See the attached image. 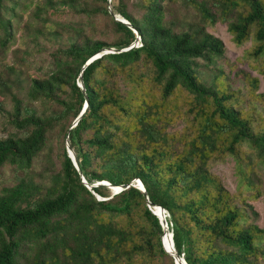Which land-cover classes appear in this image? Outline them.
Here are the masks:
<instances>
[{
  "label": "trees",
  "instance_id": "trees-1",
  "mask_svg": "<svg viewBox=\"0 0 264 264\" xmlns=\"http://www.w3.org/2000/svg\"><path fill=\"white\" fill-rule=\"evenodd\" d=\"M127 1L0 0V52L13 38L15 10L29 4L25 35L37 53L45 49L41 40L54 44L46 73L28 80L24 99L14 64L0 69V104L11 102L8 123L17 130L0 139V169L18 173L0 189V264H174L134 180L167 213L185 264H260L264 247L256 242L264 232L239 223L243 208L209 166L226 156L249 161L247 152L264 165V101L258 113L239 107L229 77L216 67L223 45L206 26L226 24L236 46L251 39L257 58L264 52V0H135L131 11ZM136 40L84 67L100 50ZM235 73L253 95L257 79ZM177 97L181 109L173 107ZM85 98L87 109L70 128ZM180 116L185 126L166 132ZM55 137L66 139L78 171L62 144L57 167L36 183L32 164L52 151ZM78 173L89 185H131L98 201L93 194L105 199L109 189L96 186L92 194Z\"/></svg>",
  "mask_w": 264,
  "mask_h": 264
},
{
  "label": "rangeland",
  "instance_id": "rangeland-1",
  "mask_svg": "<svg viewBox=\"0 0 264 264\" xmlns=\"http://www.w3.org/2000/svg\"><path fill=\"white\" fill-rule=\"evenodd\" d=\"M134 2L135 0L127 1L126 7L129 11L132 10ZM31 7L32 4H29L26 10H15L19 17L15 20L13 38L10 39L5 51L0 52V69L4 65L11 64H14L16 68V74L19 75L20 79V97L22 99L25 98V89L28 85V80L33 77H41L46 73L49 53L54 49L52 41L46 42L41 40V47L43 46L45 49L42 48L40 53H37V48L30 43V38L22 30V24L29 19L28 14ZM186 13L191 21L195 20L194 17L196 18V14L194 11L188 10ZM52 20L53 22H57L59 19ZM68 20L75 19L73 17ZM81 20L88 22L84 18ZM103 23L101 22L100 25L102 26ZM47 25L51 28L54 27L51 23ZM88 27H90V24ZM88 27L85 26L87 30ZM206 31L219 39L223 45L224 61L217 62L216 67L222 69L227 77H229V90L235 93L239 107L248 110V112L251 108L257 113L260 112L262 109V101H264V76L262 75L264 73V52L257 58L252 57L250 53L254 48V42L251 39L240 46L234 45L224 23L207 25ZM96 38L105 40L103 36ZM108 39H112L110 32L106 36V40ZM22 51H27L31 54H22ZM21 60H23V63L20 62ZM237 71H242L247 73L251 78L257 79V87L253 95H248V88L242 79V75L235 73ZM172 101L173 107L179 106L181 109L183 104L182 98L177 97ZM0 106L2 108L0 109V139H4L16 133L17 130L8 123L7 112L11 110V102L4 100ZM184 126L185 119H182L180 116V118L178 117V119H175L168 125L166 132L175 133L180 131ZM72 127L73 123L70 128ZM62 144L65 148L66 144H68L66 139L55 137L53 139L52 151L49 153L44 150L34 160L30 171L34 182H42L52 167H57L56 156L60 154ZM244 151H246L245 145ZM247 156H249V161L242 160L241 162H238L232 156H226L220 161L212 162L209 170L212 175L219 179L226 191L234 195L237 207L243 208L245 217L239 223L254 225L264 232V165L259 161H255L253 154H248L247 152ZM17 176L18 173L14 174L7 166L0 169V189L12 185ZM112 195L115 194L109 189V195L104 200L109 199ZM251 212L255 215H252ZM165 217L168 218L166 213ZM256 245L259 249H262L264 247V238L256 242ZM257 262L264 264V257L259 256Z\"/></svg>",
  "mask_w": 264,
  "mask_h": 264
},
{
  "label": "water",
  "instance_id": "water-1",
  "mask_svg": "<svg viewBox=\"0 0 264 264\" xmlns=\"http://www.w3.org/2000/svg\"><path fill=\"white\" fill-rule=\"evenodd\" d=\"M108 13H109L110 16L113 17L114 21L120 22V23L124 24L125 26H127L130 30H132L135 33V31L129 25V23H127L125 20H123V19H121L119 17L114 16L112 14V12L110 11V8L109 7H108ZM135 35H136V33H135ZM136 38L138 40V36L137 35H136ZM137 40L132 45H130L128 48H126V49H122V50H115V49H104V50H100L99 52L95 53L94 55H92L87 60V62L84 65V67L86 65H88L90 62H92L93 60L98 59L99 57H101L104 54H117V53H120V52H123V51H126L128 49L133 48L137 44ZM84 67L82 68V70L84 69ZM78 82L79 83H77V86L79 87V89L81 90V92L84 94V88H83V84H82L81 78L79 79ZM86 109H87V100L85 98V102H84V104L82 106V109H81L79 115L77 116V118L73 122V127L76 125V123L78 122V120L84 114V112L86 111ZM65 152H66L67 157L71 161L73 167L75 168V170L78 171V163H77V160H76L75 155L72 152L71 148L68 146V144H66ZM78 174H79V177H80L81 182L83 183L84 187L88 191H90L92 194H93V192L91 191V189L93 187H96V186H104V187H107L108 189H110L113 192V194H117L120 191H123V190L127 189L131 185V184H128V185H122V186H112V185H110L107 182H99V183H95V184L89 185V184H87L85 182V180L83 179V177L81 176V174L80 173H78ZM134 182H135V187L143 194V197H144L145 202H146V208L151 212L152 215H154L157 218V220H158V222H159V224L161 226V229H162V232H163L162 239H161V244H162L163 251L169 257L172 258L174 264H185L183 258L181 256H178L175 253V250H174V247H173V242H172V234L170 232H168L167 225H166V221H165V218H166L165 217V213L166 212L161 207L150 204L148 202V200H147L146 193H145V191L143 189V186L140 183V181L139 180H134ZM93 195L95 196L96 200H98V201L104 200V199L100 198L99 196H97L95 194H93Z\"/></svg>",
  "mask_w": 264,
  "mask_h": 264
}]
</instances>
